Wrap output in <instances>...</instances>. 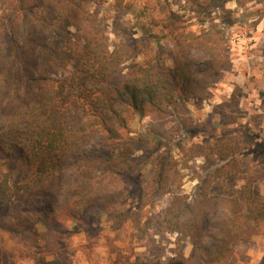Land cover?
<instances>
[{
	"label": "trees",
	"instance_id": "obj_1",
	"mask_svg": "<svg viewBox=\"0 0 264 264\" xmlns=\"http://www.w3.org/2000/svg\"><path fill=\"white\" fill-rule=\"evenodd\" d=\"M182 1L198 17L212 4L158 0L168 29V54L158 41L153 49L144 39L110 49L102 21L92 10L105 0H5L0 12V158L16 163L0 178V205L7 204L4 213L18 229L39 235L36 223L52 218L115 211L129 199L145 207L168 195L156 223L177 236L179 254L132 264H228L234 248L261 231L254 216L264 211L253 198L256 175L212 159L225 161L233 154L229 148L210 153L192 145L204 164L190 197L174 187L167 154L154 162L146 181H140L131 160L141 141L129 129L131 119L163 116L190 99L204 98L219 71L223 30L211 25L192 40L193 49L212 58L199 62L176 33L181 15L169 9V2L180 6ZM140 56L141 62H135ZM128 62L126 79L114 84L113 76ZM97 135L109 143L110 154L74 164V176L68 177V159ZM231 178L242 181L237 192H213L218 181ZM185 241L191 246L186 258L180 257Z\"/></svg>",
	"mask_w": 264,
	"mask_h": 264
},
{
	"label": "rangeland",
	"instance_id": "obj_2",
	"mask_svg": "<svg viewBox=\"0 0 264 264\" xmlns=\"http://www.w3.org/2000/svg\"><path fill=\"white\" fill-rule=\"evenodd\" d=\"M211 1L210 8L200 17L184 1L180 6L169 2V9L181 15L176 33L191 56L203 64L212 58L193 49L192 40L211 25L223 30V52L217 55L221 62L213 85L204 98L190 99L166 115L134 116L129 129L138 133L141 141L135 143L131 160L136 171L140 170V181H146L154 162L167 154L174 168V187L190 197L198 177L203 176L204 164L192 145L200 144L210 153L229 148L233 154L225 161L212 159L216 164H236L246 175H256L253 198L264 208V0ZM4 4L5 0H0V12ZM92 10L102 21L110 49L123 41L141 39L150 41L153 49L156 41L166 52L171 48L165 39L168 29L163 27L164 13L160 12L158 0H105ZM141 60V56L134 59ZM166 60L167 65H172L168 56ZM130 64L125 63L120 73L113 76L114 84L126 79ZM110 152L109 143L97 135L84 151L68 159L65 172L73 177L74 164ZM15 163V159L0 158V178ZM241 184L238 179H225L213 186V192L233 194ZM167 204L168 195L153 199L145 207L129 199L115 211L96 210L52 218L46 224L36 223L39 235L18 229L4 213L7 204L0 205V264H132L168 260L179 254L177 236L162 231L156 223ZM255 215L261 231L248 243L236 246L228 264H264V211ZM183 244L180 257L186 258L191 246L186 241Z\"/></svg>",
	"mask_w": 264,
	"mask_h": 264
}]
</instances>
